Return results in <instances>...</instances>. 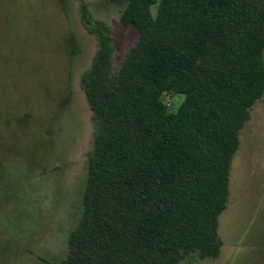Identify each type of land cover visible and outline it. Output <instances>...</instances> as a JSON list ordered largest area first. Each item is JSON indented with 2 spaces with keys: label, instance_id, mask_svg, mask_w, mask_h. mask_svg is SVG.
I'll return each mask as SVG.
<instances>
[{
  "label": "trees",
  "instance_id": "16d2710c",
  "mask_svg": "<svg viewBox=\"0 0 264 264\" xmlns=\"http://www.w3.org/2000/svg\"><path fill=\"white\" fill-rule=\"evenodd\" d=\"M128 0L139 40L114 73L111 28L82 5L98 50L81 78L94 114L83 213L62 261L180 264L221 254L240 132L264 96V0ZM184 96L177 107L166 95Z\"/></svg>",
  "mask_w": 264,
  "mask_h": 264
},
{
  "label": "rangeland",
  "instance_id": "374dc122",
  "mask_svg": "<svg viewBox=\"0 0 264 264\" xmlns=\"http://www.w3.org/2000/svg\"><path fill=\"white\" fill-rule=\"evenodd\" d=\"M84 4L111 28L118 74L139 40L121 19L128 0H0V264L62 261L81 220L96 132L81 78L98 50ZM218 233V258L180 264H264V96L240 132Z\"/></svg>",
  "mask_w": 264,
  "mask_h": 264
},
{
  "label": "clouds",
  "instance_id": "9594fccd",
  "mask_svg": "<svg viewBox=\"0 0 264 264\" xmlns=\"http://www.w3.org/2000/svg\"><path fill=\"white\" fill-rule=\"evenodd\" d=\"M159 4H160V0H155L154 3L148 5V15L153 21H155L158 18Z\"/></svg>",
  "mask_w": 264,
  "mask_h": 264
}]
</instances>
